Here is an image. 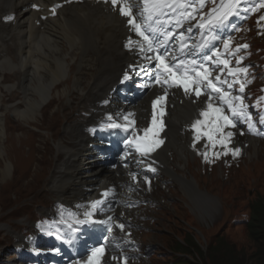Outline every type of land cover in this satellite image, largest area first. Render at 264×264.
I'll list each match as a JSON object with an SVG mask.
<instances>
[{
    "label": "bare ground",
    "instance_id": "bare-ground-1",
    "mask_svg": "<svg viewBox=\"0 0 264 264\" xmlns=\"http://www.w3.org/2000/svg\"><path fill=\"white\" fill-rule=\"evenodd\" d=\"M63 1L0 0V178L7 179L9 185L14 179L33 176L29 185L35 184L34 179L36 183L44 181L56 201L68 202L78 197L96 198L98 186L129 181L121 169H98L103 159L89 146L93 140L85 127L100 116L98 102L110 94L132 56L123 49L128 29L118 11L109 4L85 0L65 5L55 16L48 15L50 6ZM33 4L39 7L33 8ZM7 16L13 19H5ZM155 96L151 92L138 103L135 109L140 116ZM53 107L57 111L50 115ZM207 107L206 99L193 100L174 90L167 117L168 141L157 152L164 177L177 182L204 212H209L208 197L187 173L189 158L202 157L203 145L193 147L187 126ZM7 112L18 122L14 129L5 123ZM33 127L47 131L53 146H48L45 135L32 132ZM233 133L235 148L244 154L258 152L262 140ZM33 136L44 140V149L36 146ZM164 177L161 180H166ZM90 186L94 190L88 194L86 188ZM160 192V198H165ZM142 193L158 198L148 191ZM119 216L135 221L127 212H119ZM28 225L33 226V222ZM10 227L7 232H14V245H19L24 235ZM2 257L0 253V264H18L14 256H4L5 261ZM107 264L119 261L109 259Z\"/></svg>",
    "mask_w": 264,
    "mask_h": 264
},
{
    "label": "rangeland",
    "instance_id": "rangeland-1",
    "mask_svg": "<svg viewBox=\"0 0 264 264\" xmlns=\"http://www.w3.org/2000/svg\"><path fill=\"white\" fill-rule=\"evenodd\" d=\"M56 111L53 107L49 114ZM4 119L13 129L18 126L13 113L7 112ZM31 131L39 130L33 127ZM38 133L46 136L48 146H53L47 131L42 129ZM16 135H21L17 129ZM33 137L36 146L44 149V140ZM260 143L258 152L246 154L236 166L226 161L210 166L196 157L190 158L187 173L208 197L209 212L196 207L177 182L165 186L167 189L163 192L170 198L165 200L162 209L155 207L148 211L152 219L145 222L138 218L141 230H134L136 239L153 250L150 259L140 264H172L179 257L194 264H260L259 244L248 229L252 204L264 196V141ZM204 165L212 171L204 169ZM97 167L106 171L108 166L98 163ZM28 179L17 178L7 185V179L0 178V253L3 259L12 256L10 249L14 245V232L9 234L8 228L11 226V230L23 235L32 232L33 226L28 222L34 224L44 211L53 210L57 202L56 195L49 193L44 181L36 183L34 179L35 184L29 185L33 176Z\"/></svg>",
    "mask_w": 264,
    "mask_h": 264
},
{
    "label": "snow or ice",
    "instance_id": "snow-or-ice-1",
    "mask_svg": "<svg viewBox=\"0 0 264 264\" xmlns=\"http://www.w3.org/2000/svg\"><path fill=\"white\" fill-rule=\"evenodd\" d=\"M66 2H69V0H66ZM106 2L110 3L113 8H117L119 11L120 16L127 18V24L133 28V30L138 33L143 39L148 42L149 48H151V40L149 37L145 34V31L143 29V26L141 23H137V18L134 15L133 7L130 3H128V0H106ZM203 2V0H201ZM240 3V0H230V2L226 5H223L224 11L221 13L219 19L221 22L228 19L229 16L235 14V10L238 7ZM165 6L163 4V0H143V13L147 14V18L151 19L155 14H157L161 8ZM33 8H38L39 6L36 4L32 5ZM264 9V2L258 4L256 7L251 8L250 10L255 12L257 9ZM213 11H216L215 9ZM56 9H52V14H55ZM142 13V14H143ZM7 20H12V16L5 17ZM260 21H264V16H261L258 23ZM204 25H201L203 27ZM172 33H168L167 36H165V39L168 38V36H171ZM131 41H129V45H131ZM229 45V41L225 40L224 47L227 48ZM238 47L247 48L248 45H241ZM143 50V49H142ZM151 59V57H149ZM155 59L158 61V67L163 70V72L166 74V78L164 79V83L167 84L169 81H172V83L182 86L184 88L185 93L187 94L190 91V86L195 85L194 88L191 90L195 91L197 96L201 95V90L199 87V84L201 81H206L208 86L213 89L214 91L221 93L220 99L223 100L225 103L228 104L229 108L232 111L233 116H241L244 117L248 121V127L249 130L255 131L254 124L252 122V116L250 113L245 112L244 110V104H243V97L242 96H232L229 92H224L222 89L217 87L215 83L210 79V71L207 68H204L202 70H197L195 72V77L190 76L187 71L185 72H177L175 71L167 62L164 56L162 55H156ZM211 59V57H209ZM243 58L241 57V60ZM183 64V62H180ZM192 64H195V61L191 62ZM222 63L225 66H228V61L223 60ZM240 61H237V64H239ZM235 73H247V68H236V69H229V74L234 75ZM125 79L128 78L127 74H125ZM220 77L217 76L216 80H219ZM157 83H160V78L157 77L156 80ZM231 84L228 85L229 88H231ZM245 88L244 83H240V91L243 92ZM166 95V92H165ZM165 99V96L157 97L156 100L152 102L153 106V118H152V126L150 128H145L143 130V136L135 135L133 138H130L129 140L125 141L126 144L132 145L135 147L136 151L139 152L143 156L149 155L151 152H154L157 148H159L164 141L160 138L159 132L163 129V123L160 122L158 124L157 122V103L163 102ZM209 103L208 107L205 110H202L200 112V116L204 117L203 120L198 119L192 124V128L196 129L197 133H201V126L204 127L203 135L207 137L208 141L213 145V147L216 144L221 145L224 148V155H227L229 152L232 153L233 156H238L240 154V148H230V142L231 138L233 137L234 133L232 131H225L226 128L229 126L235 127V124L233 123V120L230 119L227 115L224 114V110L221 107H213L211 103V97L209 96ZM234 101H238L239 105H234ZM160 115H163V111H160ZM131 114L123 116V120L125 121L124 124L113 122L108 125V127L111 128H124L127 130L129 127H133L135 125V121L130 119ZM111 119V117H109ZM259 122L261 124H264V116L260 117ZM149 133H151V138L149 137ZM200 136L197 135L195 139H199ZM193 147H195V142L193 143ZM201 155L204 157V160L206 162H211L209 159V156L207 152L201 153ZM214 155L218 158L220 153H214ZM151 171H156L155 168H151L149 166ZM135 174H133V179H135ZM146 182L148 181V178H144ZM150 183V182H149ZM108 193L105 192L104 195H107ZM100 203V201H93V207H95L96 204ZM85 215H91V213H86ZM82 221H77V223H81ZM121 229L124 228V225H119ZM110 230V229H109ZM105 249L100 246L92 249L91 255L88 258L87 264H100V257L104 254ZM124 264H127V258L124 259Z\"/></svg>",
    "mask_w": 264,
    "mask_h": 264
},
{
    "label": "trees",
    "instance_id": "trees-1",
    "mask_svg": "<svg viewBox=\"0 0 264 264\" xmlns=\"http://www.w3.org/2000/svg\"><path fill=\"white\" fill-rule=\"evenodd\" d=\"M250 214L251 221L248 224V229L254 240L259 244L258 262L264 264V196L252 204ZM185 243L188 242L185 241ZM175 260L172 264H194L190 260L180 257Z\"/></svg>",
    "mask_w": 264,
    "mask_h": 264
},
{
    "label": "clouds",
    "instance_id": "clouds-1",
    "mask_svg": "<svg viewBox=\"0 0 264 264\" xmlns=\"http://www.w3.org/2000/svg\"><path fill=\"white\" fill-rule=\"evenodd\" d=\"M251 213V212H250ZM251 214H249V216H250Z\"/></svg>",
    "mask_w": 264,
    "mask_h": 264
}]
</instances>
